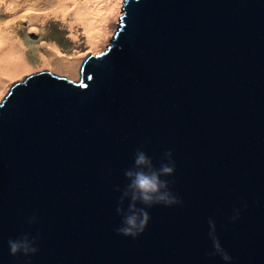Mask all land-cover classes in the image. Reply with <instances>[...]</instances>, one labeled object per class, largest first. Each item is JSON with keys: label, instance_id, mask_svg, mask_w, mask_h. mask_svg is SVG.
I'll list each match as a JSON object with an SVG mask.
<instances>
[{"label": "water", "instance_id": "95a60500", "mask_svg": "<svg viewBox=\"0 0 264 264\" xmlns=\"http://www.w3.org/2000/svg\"><path fill=\"white\" fill-rule=\"evenodd\" d=\"M120 12L77 80L37 70L0 101V264H225L209 218L231 264H264V0ZM137 149L156 167L172 152L162 179L182 204L147 208L133 239L114 229ZM25 234L38 251L10 255Z\"/></svg>", "mask_w": 264, "mask_h": 264}, {"label": "rangeland", "instance_id": "374dc122", "mask_svg": "<svg viewBox=\"0 0 264 264\" xmlns=\"http://www.w3.org/2000/svg\"><path fill=\"white\" fill-rule=\"evenodd\" d=\"M111 1L115 3L114 21L112 23L108 19L107 24L111 27L109 32L101 31V39L96 38L93 43L97 44L94 45L89 42L81 24L71 27L68 20L49 12L52 6L62 0H0V32L9 40L4 48L10 46V49L22 52L28 65V68L21 70L16 76L6 78L4 82L0 80V101L14 81L37 70L45 69L77 80L86 52L102 51L117 28L123 0ZM30 3L37 7L28 5ZM37 14L43 17H36ZM108 15L111 16L112 13L109 12ZM104 33L106 34L102 37ZM53 50L54 53L51 52ZM39 57H45L46 63H40ZM66 62L68 67L63 66Z\"/></svg>", "mask_w": 264, "mask_h": 264}, {"label": "clouds", "instance_id": "9594fccd", "mask_svg": "<svg viewBox=\"0 0 264 264\" xmlns=\"http://www.w3.org/2000/svg\"><path fill=\"white\" fill-rule=\"evenodd\" d=\"M174 172L175 162L170 150L164 152L159 167L153 164L151 157L143 150L137 149L135 151L133 167L124 171V177L128 183L121 192L115 208L116 214L122 217L120 225L114 229L118 235L135 239L143 233L150 220L146 209L153 205L171 207L182 204L177 195L170 190L169 181L162 179V177L172 176ZM116 191L120 192L121 190L117 187ZM126 199L129 203L125 211L122 205ZM138 204L143 205V207H138ZM240 212L241 209L239 208L233 209L229 222L234 223L239 220ZM35 219L36 217L33 216L29 223L35 222ZM207 223L209 227L208 236L212 243V251L208 252L207 255L209 257L219 256L225 264H231L232 257L224 250L216 235L215 221L209 218ZM38 239L39 234L31 238L25 234L19 239H9L10 255L16 256L18 253H22L24 256H28L35 254L38 248L34 245Z\"/></svg>", "mask_w": 264, "mask_h": 264}, {"label": "bare ground", "instance_id": "6f19581e", "mask_svg": "<svg viewBox=\"0 0 264 264\" xmlns=\"http://www.w3.org/2000/svg\"><path fill=\"white\" fill-rule=\"evenodd\" d=\"M28 5L37 7L36 4L30 3ZM70 6H72V8ZM49 12L55 15L58 14L68 20L71 27L75 24H81L83 27L82 30L87 35L89 42L95 45L97 42H93L96 38H100V32L104 31L108 33L111 28L110 24L107 23L109 20H112V23L114 21L113 14L115 13V3L111 0H62L61 3L52 6ZM109 12L112 13L111 16L108 15ZM35 16L43 17L39 14ZM106 33H104L102 37ZM8 41V38L4 37V34L0 32V80L2 82H4L6 78L14 77L21 70L28 68L22 52H17L12 48L10 49V46L4 48V46L8 45ZM1 45L3 47H1ZM52 47L55 50V46L52 45ZM54 50L51 52L54 53ZM46 61L45 57L40 58V63H46ZM67 65L68 63L63 66L68 67Z\"/></svg>", "mask_w": 264, "mask_h": 264}]
</instances>
